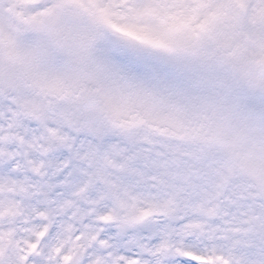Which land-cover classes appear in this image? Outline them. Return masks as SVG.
<instances>
[{"label":"snow or ice","instance_id":"obj_1","mask_svg":"<svg viewBox=\"0 0 264 264\" xmlns=\"http://www.w3.org/2000/svg\"><path fill=\"white\" fill-rule=\"evenodd\" d=\"M0 264H264V0H0Z\"/></svg>","mask_w":264,"mask_h":264}]
</instances>
